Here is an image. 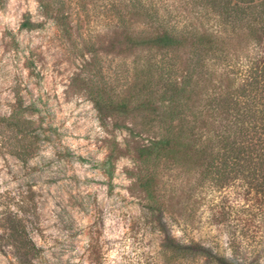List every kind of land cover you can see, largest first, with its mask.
Returning a JSON list of instances; mask_svg holds the SVG:
<instances>
[{
    "label": "rangeland",
    "instance_id": "rangeland-1",
    "mask_svg": "<svg viewBox=\"0 0 264 264\" xmlns=\"http://www.w3.org/2000/svg\"><path fill=\"white\" fill-rule=\"evenodd\" d=\"M42 1L0 0V217H24L41 251L33 264H213L164 249L135 184L139 138L114 128L138 131L139 120L103 127L90 100L96 88L124 93L132 83L143 53L126 49L118 25L137 0H45V10ZM141 1L171 23H196L181 0ZM26 16L35 29H20ZM125 21L141 27L134 14ZM112 149L109 181L101 164ZM199 180L182 167L160 173L163 221L176 239L228 253L216 209L233 195ZM0 264L15 262L0 253Z\"/></svg>",
    "mask_w": 264,
    "mask_h": 264
},
{
    "label": "trees",
    "instance_id": "trees-1",
    "mask_svg": "<svg viewBox=\"0 0 264 264\" xmlns=\"http://www.w3.org/2000/svg\"><path fill=\"white\" fill-rule=\"evenodd\" d=\"M181 1L196 23H171L141 0L127 6L118 28L126 49L143 56L124 93L96 88L90 100L103 127L111 118L139 120L138 131L124 124L114 128L139 138L135 184L156 217L165 250L213 264H264V0ZM47 5L41 2L42 9ZM131 14L141 19L137 30L125 21ZM35 28L24 17L20 29ZM17 105L22 108L20 99ZM16 156L26 162L27 153ZM114 159L112 149L101 164L109 181ZM181 167L233 195L232 205L224 199L216 209L228 253L176 239L163 221L160 173ZM40 252L24 217L5 211L0 253L15 264H33Z\"/></svg>",
    "mask_w": 264,
    "mask_h": 264
}]
</instances>
